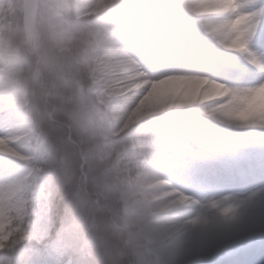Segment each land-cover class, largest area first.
<instances>
[{
    "label": "snow or ice",
    "instance_id": "6c2138e0",
    "mask_svg": "<svg viewBox=\"0 0 264 264\" xmlns=\"http://www.w3.org/2000/svg\"><path fill=\"white\" fill-rule=\"evenodd\" d=\"M0 30L57 50L44 68L0 42L7 84L39 85L34 117L0 121V264H169L171 230L150 218L173 207L193 224L219 209L196 264L264 237V159L232 167L264 146V0H0ZM201 31L215 47L194 48ZM233 58L253 86L215 74Z\"/></svg>",
    "mask_w": 264,
    "mask_h": 264
},
{
    "label": "clouds",
    "instance_id": "9594fccd",
    "mask_svg": "<svg viewBox=\"0 0 264 264\" xmlns=\"http://www.w3.org/2000/svg\"><path fill=\"white\" fill-rule=\"evenodd\" d=\"M206 2H210V0H206ZM139 11L145 18L150 17L152 14L151 10L145 6H141ZM0 42H6L18 50L21 46L29 49L30 54L40 61L44 68L52 66L57 56V50L50 39H44L39 45V50L33 51L32 45L27 42L26 33H10L6 30H0ZM193 44L195 49L201 51L204 50L202 45L205 44L208 47H215L212 38L202 31L194 38ZM215 56L218 60L226 59L228 53L216 48ZM34 89L38 90L39 85L34 83L27 73L21 76L16 88L13 89L7 84L6 73L0 67V121L15 117L22 124L25 115L34 117L36 115L35 101L32 96ZM20 96H25L26 99L21 101L19 99ZM223 191H228V189H223ZM213 196L218 198L219 191L206 194V198ZM198 211V209L173 207L150 218L154 231L171 230L169 264H196V259L201 249L216 240L215 225L220 219L219 209H208L204 214V219L198 224H193L192 221L197 216ZM260 218L258 217L257 219ZM250 221L251 217L241 211L233 226L243 228ZM259 239H264V237Z\"/></svg>",
    "mask_w": 264,
    "mask_h": 264
},
{
    "label": "rangeland",
    "instance_id": "374dc122",
    "mask_svg": "<svg viewBox=\"0 0 264 264\" xmlns=\"http://www.w3.org/2000/svg\"><path fill=\"white\" fill-rule=\"evenodd\" d=\"M257 54L264 53V49L254 48ZM231 57V54H228ZM230 63L233 65L228 72H216L215 74L223 80H228L230 83H239L240 86L250 87L253 86L254 78L250 76L251 66L246 62H241L231 59ZM219 99V97H214ZM264 159V146H250L248 149L240 152L234 162L233 170L239 172L241 170H248L251 167H258ZM245 185L236 184L229 187V191H243ZM259 238H255L253 241H245L240 248L239 252H233L231 254L221 255L214 258V264H236L237 261L242 264H264V246H258Z\"/></svg>",
    "mask_w": 264,
    "mask_h": 264
},
{
    "label": "trees",
    "instance_id": "16d2710c",
    "mask_svg": "<svg viewBox=\"0 0 264 264\" xmlns=\"http://www.w3.org/2000/svg\"><path fill=\"white\" fill-rule=\"evenodd\" d=\"M261 243H264V240H262ZM21 255L24 256V257H26V254L25 253H22Z\"/></svg>",
    "mask_w": 264,
    "mask_h": 264
}]
</instances>
